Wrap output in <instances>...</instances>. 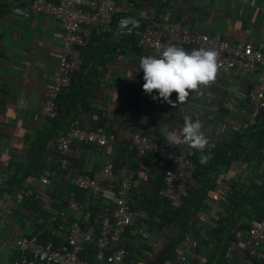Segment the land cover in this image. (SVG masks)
I'll list each match as a JSON object with an SVG mask.
<instances>
[{
    "label": "crops",
    "instance_id": "obj_1",
    "mask_svg": "<svg viewBox=\"0 0 264 264\" xmlns=\"http://www.w3.org/2000/svg\"><path fill=\"white\" fill-rule=\"evenodd\" d=\"M133 1L135 5L132 0H123L131 15L149 20L157 16L161 19L159 22H163L171 19L176 11L177 20L196 30L220 35L229 43L251 42L264 49L261 30L264 25V0H170L167 10L160 9L163 0ZM29 2L0 0V177L3 182L10 180L13 171L31 169V174H34L32 168L37 166V162L36 158H30L32 154L35 156L30 148L47 124L40 109L60 50V24L50 15L31 11ZM92 36L96 40L110 42L108 50L103 45L99 52H92L93 61L81 70L86 77L83 76L78 85L83 84L84 87L75 91L82 90V97L73 106L77 107L76 120L81 127L102 129L117 136L122 128L130 126L168 145L161 129L167 125L169 130L179 131L183 126V117L190 115L193 120L198 118L202 122V131L208 139V146L203 152L215 150L218 144L231 138L234 130H241L250 111L246 91L255 84L254 73L242 76L232 70L215 85L202 87V94L191 92L186 102L172 107L166 102L152 100L151 95L142 90L144 81L142 70L138 71L139 59L153 54L138 49L130 36L114 38L108 32L95 28L90 30L88 39ZM170 99L176 102L175 92ZM170 147L186 149L191 158L200 157L203 153L185 145ZM128 153L126 145L113 141L93 150L80 152L73 148L70 154L79 158L83 171H89L108 160L115 165ZM50 166L47 164L42 170H54ZM243 166V162L232 166V170L239 171L237 178L245 177L246 170H240ZM263 167L264 163L259 170ZM121 168L117 167L119 175L125 172ZM37 178L22 181L19 185L11 184V188H7L8 183H3L0 188V264H12L21 257L18 240L23 234L38 232L43 236L48 233L56 246L62 245L65 240V231L47 225L37 203H31L20 193L19 186L25 187L30 181L35 183ZM149 190L144 188L143 191ZM78 216L77 213H70L71 219ZM86 228L95 236L92 227ZM157 233L152 229L151 234L143 238L139 230L131 228L123 236L113 238L110 247L119 243L138 246L140 253L144 243L155 253L161 247V235L157 236ZM232 252L233 264H243L242 248L234 246ZM94 254L93 244L83 252L87 258H92Z\"/></svg>",
    "mask_w": 264,
    "mask_h": 264
},
{
    "label": "built area",
    "instance_id": "obj_2",
    "mask_svg": "<svg viewBox=\"0 0 264 264\" xmlns=\"http://www.w3.org/2000/svg\"><path fill=\"white\" fill-rule=\"evenodd\" d=\"M29 9L50 15L61 26L57 65L50 75L49 87L40 109L44 118L53 119L56 116V98L61 90L69 86L71 76L79 69L82 62L81 48L86 45L92 28L106 31L114 38L133 36L140 50L153 55L169 45L189 52L199 48L214 49L218 53L219 69L215 81L209 86L218 83L232 70L242 76L253 73L256 76L255 84L246 91L250 111L242 127L253 125L264 110V49L259 45L251 42L229 43L220 35L196 30L179 20L159 22L134 16L123 0H30ZM134 23L136 26H133ZM261 30L264 34V25ZM119 136L132 148L134 161L142 163L149 154L158 160L164 168L163 185L158 189V195L168 201L170 206L179 207L196 187V165L186 149L174 150L143 130L130 126L122 128ZM116 138L114 133L86 129L77 122L70 125L66 132L53 136L48 141L47 149L52 148L65 155L73 143L104 147ZM55 174L54 170H42L33 187L25 189L24 196L37 203L47 225L65 231V240L62 245L56 246L38 232L23 234L18 240L22 255L12 264H122L126 255L125 247L119 243L111 248L112 239L123 236L131 228L139 230L143 238L151 234L152 229L145 223L146 215L132 209L128 203L131 174L119 178L114 172L112 161L104 162L91 174H77L71 179L77 188L110 204V212L102 217L101 233L97 237L86 228L90 215L82 201L66 194L63 196V205L57 207L52 204L49 192ZM238 174V169H233L216 183L215 192L206 200L208 208L202 215L203 222H214L225 214L219 199L227 197L236 188L234 182H237ZM2 184L3 179L0 177V186ZM72 212L79 216L71 219ZM156 235L159 236V233ZM235 238L236 242L227 247L225 257H230L233 247L238 246L244 250V264H254L253 259L264 258V206L261 216L252 218L247 231H237ZM90 244H93L95 254L87 258L83 252ZM196 245L195 237L186 235L179 250L164 259L162 264H186L188 255L195 250ZM141 254L145 258H152L154 252L141 248Z\"/></svg>",
    "mask_w": 264,
    "mask_h": 264
},
{
    "label": "trees",
    "instance_id": "obj_3",
    "mask_svg": "<svg viewBox=\"0 0 264 264\" xmlns=\"http://www.w3.org/2000/svg\"><path fill=\"white\" fill-rule=\"evenodd\" d=\"M169 1L163 0L160 9L167 10L170 7ZM132 2L135 5L133 0ZM174 12H170L172 13L171 19L177 20ZM154 19L155 21L161 20L157 16ZM109 42L96 40L92 36L81 48L82 62L79 69L71 76L69 86L61 90L56 98V116L53 119L43 117L47 124L39 132L30 148L31 153H35V156L33 157L32 154L30 158H36L35 163L37 162V166L32 168L34 174H31V169L13 171L10 180L3 182L8 183L7 188H11V184L19 185L20 182H25L30 178L36 179L47 164L51 165L50 167L56 172L49 192L52 204L57 207L63 205V196L66 194L82 201L90 215L87 226L94 229L96 237L101 233V219L109 214L111 207L105 200L93 197L88 191L79 189L72 183V177L77 174H91L89 171L93 169L83 171L79 158L76 159L70 153L73 148L81 152V150L96 149L97 146L76 142L70 145L69 151L64 155L52 148L48 150L47 144L53 136L66 132L70 125L77 123V107L73 106L82 97L80 93L82 90L80 92L75 90L84 87L83 84L78 85V82L83 76L86 77L81 70L93 61L91 53L99 52L103 49V45L108 50ZM116 137L115 141L123 146L126 145L129 149L126 157L114 165V172L119 178L131 174L128 203L132 209L146 215L145 223L149 229L157 230L161 235V247L152 258H145L141 252L138 253V246H124L126 255L122 264H162L164 259L171 257L179 250L186 235L194 236L197 242L195 250L188 255L186 264H233L232 254L230 257H225L227 247L232 242H236L235 233L237 231L245 233L250 220L261 216L264 206V167L263 170H259L264 163V110L253 125L242 127L240 131L234 130L231 138L224 140L221 145L218 144L215 150H205L200 157L192 158L196 165L194 172L196 187L176 208L170 206L168 201L158 195V189L163 185L164 171L158 160L149 154L142 163L134 161L132 148L119 135ZM52 154L53 157L50 156ZM236 162L244 163L240 170L245 169L246 175L237 178V182H234L236 188L227 197L219 199V204L225 210V214L220 215L214 222H203L202 215L208 208L207 198L215 192L216 183L230 174ZM117 167L125 170L123 175H119ZM144 169L148 172H143ZM243 178L245 180L241 182ZM33 184L34 181H30L25 187L19 186L21 195H24L28 186L32 188ZM144 188L150 190L143 191ZM27 200L33 202L31 198L27 197ZM129 230L127 229L126 232ZM49 237L48 233L43 235L45 240L50 239ZM142 247L151 251V247L144 243ZM241 261L243 263V258ZM253 262L264 264V258L253 259Z\"/></svg>",
    "mask_w": 264,
    "mask_h": 264
},
{
    "label": "clouds",
    "instance_id": "obj_4",
    "mask_svg": "<svg viewBox=\"0 0 264 264\" xmlns=\"http://www.w3.org/2000/svg\"><path fill=\"white\" fill-rule=\"evenodd\" d=\"M217 58V51L210 48L189 52L175 45L163 47L158 54L139 59L138 71L142 70L144 81L142 90L151 95L152 100L176 107L186 102L191 92L202 94L200 89L215 81L219 69ZM154 92L156 95H152ZM173 92L176 93V102L170 99ZM202 127L198 118L193 120L190 115H185L179 131L169 130L165 125L161 135L169 146L185 145L188 149L203 152L208 146V139Z\"/></svg>",
    "mask_w": 264,
    "mask_h": 264
}]
</instances>
